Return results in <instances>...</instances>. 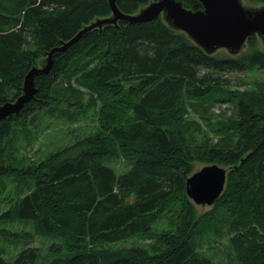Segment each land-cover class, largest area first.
I'll use <instances>...</instances> for the list:
<instances>
[{"label": "trees", "instance_id": "trees-1", "mask_svg": "<svg viewBox=\"0 0 264 264\" xmlns=\"http://www.w3.org/2000/svg\"><path fill=\"white\" fill-rule=\"evenodd\" d=\"M150 1L116 6L134 14ZM110 16L107 0H0V105L20 96L51 49ZM258 44L251 36L236 56L207 55L158 17L103 25L55 54L34 78L33 100L0 122V176L13 172L23 195L0 210V222L30 224L67 254L48 259L26 247L0 264H264V82L238 90L219 79L264 71ZM216 105L230 115L213 114ZM43 106L30 124L45 115L71 121L87 108L96 128L24 166L11 144L23 147L16 129ZM196 163L227 168L222 194L202 214L185 193ZM128 239L149 243L110 247ZM213 248L218 261L207 255Z\"/></svg>", "mask_w": 264, "mask_h": 264}, {"label": "water", "instance_id": "water-1", "mask_svg": "<svg viewBox=\"0 0 264 264\" xmlns=\"http://www.w3.org/2000/svg\"><path fill=\"white\" fill-rule=\"evenodd\" d=\"M111 9L109 19L97 20L67 42L51 49L44 64L32 67L24 76L21 95L13 101L0 105V122L18 115L36 93L34 78L48 73L53 56L65 51L87 31L102 25H116L119 21L145 23L162 14L167 26L184 33L205 54L212 55L226 50L230 55L239 54L247 39L255 36L264 46V6L245 7L241 0H156L133 15L122 13L117 0H107ZM226 169L217 164L204 165L194 171L185 181L187 197L196 205L212 206L223 192Z\"/></svg>", "mask_w": 264, "mask_h": 264}, {"label": "rangeland", "instance_id": "rangeland-1", "mask_svg": "<svg viewBox=\"0 0 264 264\" xmlns=\"http://www.w3.org/2000/svg\"><path fill=\"white\" fill-rule=\"evenodd\" d=\"M241 3L243 6L248 8H258L264 6L263 4H249L245 0H241ZM160 17L163 20V16L161 15ZM258 45L259 48L264 51V46H262L260 42ZM243 50L244 48L242 51ZM214 54L230 55L226 50H218ZM40 65H42V63L39 64V66ZM219 79L221 81H226L223 87H228V89L243 90L247 87L253 88L254 82H264V71H256L252 73H231L222 75ZM75 86L77 87V85ZM216 99L220 101L224 99L223 94H218V98ZM42 108L43 109L40 110L41 112L35 110L34 113L29 116L27 122H25V126L19 125L16 129V132H20L23 134V136H25L23 147L17 146L15 142H12L11 144V150L9 151L11 157L15 156L17 161H22L20 163H22L24 166L30 165L33 162H37L50 152H53L67 144H71L77 139H81L92 134L96 128V116H94V113L87 108L83 109L84 113H77L76 119L71 121L65 118H49L47 115H45L41 120L37 121L36 125L35 120L34 124H30L33 116L37 115V113H45V106ZM64 109L65 107L62 106V110ZM211 112L215 115L228 116L230 115L231 110L226 105H216L214 108H212ZM187 119L196 120L197 116L193 113H189L187 115ZM207 134L208 137H210L209 131H207ZM211 137L213 141L217 139V137L214 135ZM3 147H5V145ZM203 165L204 163H196L195 170L199 169ZM115 169L118 171V174H121V171L125 169V165L121 161H118L115 165ZM11 173L12 174H10V176L7 175L9 178L4 177V175L0 176V182L2 181V192H0V210L6 211L14 204V200L17 196L19 198H22L23 196L20 192L17 194L18 182L15 180V174L13 172ZM195 207L197 212L202 214L210 210L212 206L196 205ZM160 222V228H163L164 220H161ZM148 243L149 241L128 239L126 242L110 245V247L117 249H121L123 247L129 248L132 246L145 248ZM60 244H62V241H60L58 238H47L36 235L30 224L20 222H0V258H3L7 261L13 260L14 257L26 247L38 248L41 254L47 255L48 259L59 258L67 254L66 250L59 248ZM203 247L206 248L207 246L203 245ZM207 255L212 256L214 261H218L220 258V249L213 248L207 252Z\"/></svg>", "mask_w": 264, "mask_h": 264}, {"label": "bare ground", "instance_id": "bare-ground-1", "mask_svg": "<svg viewBox=\"0 0 264 264\" xmlns=\"http://www.w3.org/2000/svg\"><path fill=\"white\" fill-rule=\"evenodd\" d=\"M111 15H112V13H111ZM111 17V16H110ZM110 17H104V18H97L96 20H94L93 22H91L90 24H88V25H86V26H84L81 30H79L73 37H75L76 35H80V33L79 32H81V31H83L86 27H89L91 24H93V23H95L97 20H101V19H109ZM104 25H106V24H104ZM103 26V25H102ZM101 26V27H102ZM101 27H94V28H92V29H95V28H101ZM91 29V30H92ZM91 30H89V31H91ZM89 31H87V32H89ZM86 32V33H87ZM84 35V34H83ZM82 35V36H83ZM73 37H71L70 39H72ZM69 39V40H70ZM69 40H67V41H69ZM67 41H64V42H67ZM57 47H59V46H56V47H54V48H57ZM186 193V192H185ZM187 195V194H186ZM39 235V234H38Z\"/></svg>", "mask_w": 264, "mask_h": 264}]
</instances>
